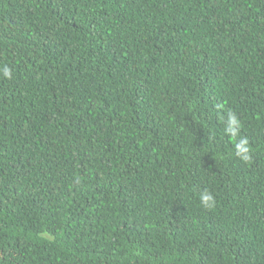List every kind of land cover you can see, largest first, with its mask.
I'll return each mask as SVG.
<instances>
[{"label": "trees", "instance_id": "1", "mask_svg": "<svg viewBox=\"0 0 264 264\" xmlns=\"http://www.w3.org/2000/svg\"><path fill=\"white\" fill-rule=\"evenodd\" d=\"M4 66L0 264H264V0H0Z\"/></svg>", "mask_w": 264, "mask_h": 264}, {"label": "clouds", "instance_id": "2", "mask_svg": "<svg viewBox=\"0 0 264 264\" xmlns=\"http://www.w3.org/2000/svg\"><path fill=\"white\" fill-rule=\"evenodd\" d=\"M0 74L5 78H11V70L7 66L0 69ZM240 130L241 122L239 118L235 113L229 112L225 122L224 133L234 141L233 148L235 157L244 163H248L251 161V148L248 138L241 136ZM199 200L200 204L206 209H211L215 206V197L207 190L199 194Z\"/></svg>", "mask_w": 264, "mask_h": 264}]
</instances>
